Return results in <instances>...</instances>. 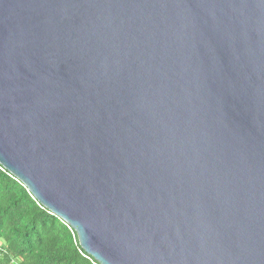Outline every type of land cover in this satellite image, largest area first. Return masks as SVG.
<instances>
[{"label":"water","instance_id":"1","mask_svg":"<svg viewBox=\"0 0 264 264\" xmlns=\"http://www.w3.org/2000/svg\"><path fill=\"white\" fill-rule=\"evenodd\" d=\"M0 166L97 264H264V0H0Z\"/></svg>","mask_w":264,"mask_h":264},{"label":"trees","instance_id":"2","mask_svg":"<svg viewBox=\"0 0 264 264\" xmlns=\"http://www.w3.org/2000/svg\"><path fill=\"white\" fill-rule=\"evenodd\" d=\"M0 264L97 263L79 247L67 224L0 168Z\"/></svg>","mask_w":264,"mask_h":264},{"label":"built area","instance_id":"3","mask_svg":"<svg viewBox=\"0 0 264 264\" xmlns=\"http://www.w3.org/2000/svg\"><path fill=\"white\" fill-rule=\"evenodd\" d=\"M1 169H3L2 167H0Z\"/></svg>","mask_w":264,"mask_h":264}]
</instances>
